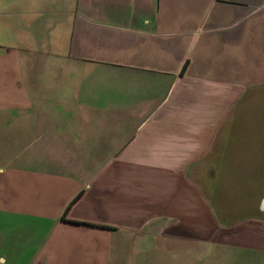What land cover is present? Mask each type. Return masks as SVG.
I'll list each match as a JSON object with an SVG mask.
<instances>
[{
    "label": "crops",
    "instance_id": "obj_1",
    "mask_svg": "<svg viewBox=\"0 0 264 264\" xmlns=\"http://www.w3.org/2000/svg\"><path fill=\"white\" fill-rule=\"evenodd\" d=\"M263 85L264 0H0V214L42 264H264V190L203 181Z\"/></svg>",
    "mask_w": 264,
    "mask_h": 264
},
{
    "label": "rangeland",
    "instance_id": "obj_2",
    "mask_svg": "<svg viewBox=\"0 0 264 264\" xmlns=\"http://www.w3.org/2000/svg\"><path fill=\"white\" fill-rule=\"evenodd\" d=\"M234 125L229 153L210 155L219 163L218 174L205 167L203 176L215 211L225 220L254 214L256 199L264 190V177L259 175L260 164L264 166V89L243 103ZM40 227L34 236L26 225L18 226L0 214V264H42L38 239L44 226Z\"/></svg>",
    "mask_w": 264,
    "mask_h": 264
},
{
    "label": "trees",
    "instance_id": "obj_3",
    "mask_svg": "<svg viewBox=\"0 0 264 264\" xmlns=\"http://www.w3.org/2000/svg\"><path fill=\"white\" fill-rule=\"evenodd\" d=\"M79 196H80V193H79L78 195H76V197L73 199L72 202H74ZM70 204H72V203H70ZM69 206H70V205H69ZM69 206L67 207V209L69 208Z\"/></svg>",
    "mask_w": 264,
    "mask_h": 264
},
{
    "label": "water",
    "instance_id": "obj_4",
    "mask_svg": "<svg viewBox=\"0 0 264 264\" xmlns=\"http://www.w3.org/2000/svg\"><path fill=\"white\" fill-rule=\"evenodd\" d=\"M262 207L264 208V198H263V200H262Z\"/></svg>",
    "mask_w": 264,
    "mask_h": 264
}]
</instances>
